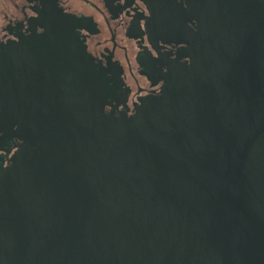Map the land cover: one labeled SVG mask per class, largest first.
Returning <instances> with one entry per match:
<instances>
[{"label":"flooded vegetation","instance_id":"1","mask_svg":"<svg viewBox=\"0 0 264 264\" xmlns=\"http://www.w3.org/2000/svg\"><path fill=\"white\" fill-rule=\"evenodd\" d=\"M229 116L235 164L264 131V0H0V182L61 122L169 146Z\"/></svg>","mask_w":264,"mask_h":264},{"label":"water","instance_id":"2","mask_svg":"<svg viewBox=\"0 0 264 264\" xmlns=\"http://www.w3.org/2000/svg\"><path fill=\"white\" fill-rule=\"evenodd\" d=\"M240 124L158 146L61 122L0 182V264H264V131L234 164Z\"/></svg>","mask_w":264,"mask_h":264}]
</instances>
